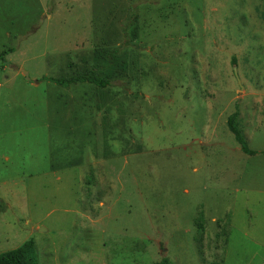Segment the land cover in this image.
<instances>
[{
    "label": "rangeland",
    "instance_id": "obj_1",
    "mask_svg": "<svg viewBox=\"0 0 264 264\" xmlns=\"http://www.w3.org/2000/svg\"><path fill=\"white\" fill-rule=\"evenodd\" d=\"M8 48L0 254L264 264V0H0Z\"/></svg>",
    "mask_w": 264,
    "mask_h": 264
},
{
    "label": "trees",
    "instance_id": "obj_2",
    "mask_svg": "<svg viewBox=\"0 0 264 264\" xmlns=\"http://www.w3.org/2000/svg\"><path fill=\"white\" fill-rule=\"evenodd\" d=\"M14 48H8L0 52V61L4 64L8 63L7 56L14 52ZM121 52V47H118L112 51H110L108 55V59L111 61L115 58L117 54ZM232 63L234 65L237 64L236 59L233 57ZM41 80H48L57 85L62 87H69L71 84L75 83H82V82H93L99 87H106L110 85V81L107 79L102 78L97 72H95V77L93 78H86L84 76L78 77H71L70 79H56L53 77L43 76ZM239 110H236L232 113L227 120V126L229 130L233 133L236 141L240 144L241 150L249 155H255L256 151L251 149L244 133L242 132L241 128L238 124L239 118ZM2 200L0 199V204ZM203 216V214H201ZM201 216V217H202ZM202 227V224H200ZM35 242L33 239H29L25 241L21 246L17 247L16 249L9 250L0 254V264H34L35 263ZM152 264H170V260L167 257L162 258L160 261L154 262Z\"/></svg>",
    "mask_w": 264,
    "mask_h": 264
},
{
    "label": "water",
    "instance_id": "obj_3",
    "mask_svg": "<svg viewBox=\"0 0 264 264\" xmlns=\"http://www.w3.org/2000/svg\"><path fill=\"white\" fill-rule=\"evenodd\" d=\"M24 72V74L26 75V77L29 79V75H28V72L27 71H23ZM238 70H237V66L235 65V73H236V76H237V78L239 79V77H238ZM239 82H240V80H239ZM241 83V82H240Z\"/></svg>",
    "mask_w": 264,
    "mask_h": 264
}]
</instances>
